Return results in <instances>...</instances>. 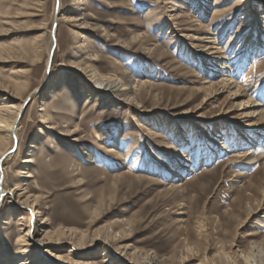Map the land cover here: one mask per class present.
Listing matches in <instances>:
<instances>
[{"label": "rangeland", "instance_id": "1", "mask_svg": "<svg viewBox=\"0 0 264 264\" xmlns=\"http://www.w3.org/2000/svg\"><path fill=\"white\" fill-rule=\"evenodd\" d=\"M20 106L0 143V263L264 252V0H0V121Z\"/></svg>", "mask_w": 264, "mask_h": 264}, {"label": "bare ground", "instance_id": "2", "mask_svg": "<svg viewBox=\"0 0 264 264\" xmlns=\"http://www.w3.org/2000/svg\"><path fill=\"white\" fill-rule=\"evenodd\" d=\"M55 36H56V30L55 27L54 29L52 28L51 31V42L49 45V48L47 50V61H46V66L48 64V61L50 59V55L52 53V49L54 47V42H55ZM221 66V65H219ZM217 67V66H216ZM77 70V69H76ZM231 77H229V79H225L224 82H222V86L223 88L228 87V85H235V83H233L231 81ZM231 81V82H230ZM91 84L97 87H102V89H104L105 91H107L108 93H115V92H120L119 90H121L122 88H126L127 84H125L122 80L116 78V77H106V78H101L98 76H92L91 79ZM236 87V86H235ZM92 95V94H91ZM91 95L87 96V101L92 97ZM21 106L18 107V109L16 111H13L11 113V121H8L6 119H3L0 121V128L4 129L3 132L6 133L7 135H4L2 138L0 136V143H3V140L9 141V139H11L10 134H12V136H15L16 133V125H15V121L17 119V116L20 112ZM10 114V113H9ZM8 114V115H9ZM10 116V115H9ZM4 144V143H3ZM1 145V144H0ZM8 145V144H7ZM7 147V146H6ZM33 148V147H32ZM2 149V148H0ZM6 149V148H5ZM3 149V150H5ZM2 152V151H0ZM3 155V154H2ZM4 156V155H3ZM239 156V155H238ZM237 158V157H236ZM240 158V156H239ZM249 160V159H248ZM29 177V176H28ZM4 192H1V194H3ZM9 193V192H8ZM6 195V194H5ZM27 201V199L25 200ZM28 202V201H27ZM26 203V202H24ZM33 210V209H32ZM34 213V212H33ZM33 215V214H32ZM41 220H37V223H39ZM25 224H20V226H24ZM26 226V225H25ZM27 227V226H26ZM28 229V228H27ZM34 235V234H33ZM32 239H31V234H30V226L28 231L22 235L20 234L19 238H18V249H17V253H16V257L20 258V257H27L29 255V247L31 245ZM108 253V254H107ZM103 257H105V255L109 256L112 255L113 257L115 256L114 254H112V250L110 247L106 246L104 247L103 251H102ZM242 261L244 264H264V252L262 251V249L256 245L252 246L250 253L245 254L244 256H242ZM144 259V258H143ZM28 258L25 260V262L23 264H48V260L43 257L41 259H36V261H29L28 262ZM224 263L225 264H229L230 261H232L230 259V257L225 256L224 257ZM61 261V262H60ZM58 262L57 264H75L74 262H71L69 260H61V259H56L55 263ZM124 262L118 263V264H123ZM137 263V262H136ZM233 263V262H232ZM2 264V261L1 263ZM7 264V263H5ZM81 264H89L87 261L81 263ZM139 264V263H137ZM140 264H155L154 261H152L151 259H148L146 257V259L144 260V262L140 263Z\"/></svg>", "mask_w": 264, "mask_h": 264}, {"label": "water", "instance_id": "3", "mask_svg": "<svg viewBox=\"0 0 264 264\" xmlns=\"http://www.w3.org/2000/svg\"><path fill=\"white\" fill-rule=\"evenodd\" d=\"M56 3H57V0H56ZM57 4H56V7H55V9L57 10ZM18 119H19V117L17 118V121H18ZM14 141H15V138H14ZM16 142V141H15ZM15 148H16V144H15V146H14V148H13V150H15Z\"/></svg>", "mask_w": 264, "mask_h": 264}]
</instances>
